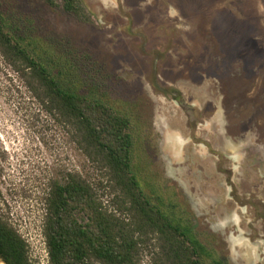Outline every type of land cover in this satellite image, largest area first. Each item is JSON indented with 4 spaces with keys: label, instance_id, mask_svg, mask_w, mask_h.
<instances>
[{
    "label": "rangeland",
    "instance_id": "1",
    "mask_svg": "<svg viewBox=\"0 0 264 264\" xmlns=\"http://www.w3.org/2000/svg\"><path fill=\"white\" fill-rule=\"evenodd\" d=\"M2 1L96 65L132 120L141 177L175 194L201 242L228 264H264V0H83L86 24ZM73 170L92 174L0 55V217L38 264L48 182Z\"/></svg>",
    "mask_w": 264,
    "mask_h": 264
},
{
    "label": "trees",
    "instance_id": "2",
    "mask_svg": "<svg viewBox=\"0 0 264 264\" xmlns=\"http://www.w3.org/2000/svg\"><path fill=\"white\" fill-rule=\"evenodd\" d=\"M43 1L92 22L83 0ZM6 6L0 0L1 57L92 169L48 182L43 235L49 264H141L146 253L152 264H228L201 242L175 194L141 177L132 120L115 107L96 65L39 38L32 21ZM0 255L5 264H38L1 217Z\"/></svg>",
    "mask_w": 264,
    "mask_h": 264
},
{
    "label": "flooded vegetation",
    "instance_id": "3",
    "mask_svg": "<svg viewBox=\"0 0 264 264\" xmlns=\"http://www.w3.org/2000/svg\"><path fill=\"white\" fill-rule=\"evenodd\" d=\"M0 263H1V264H5V261H4V259L2 258L1 255H0Z\"/></svg>",
    "mask_w": 264,
    "mask_h": 264
}]
</instances>
